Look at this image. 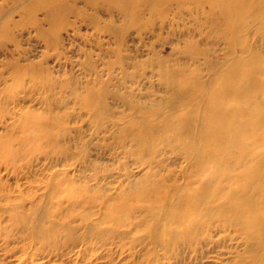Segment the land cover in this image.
Wrapping results in <instances>:
<instances>
[{"label":"rangeland","instance_id":"obj_1","mask_svg":"<svg viewBox=\"0 0 264 264\" xmlns=\"http://www.w3.org/2000/svg\"><path fill=\"white\" fill-rule=\"evenodd\" d=\"M215 7L0 0V264H264L235 228L199 229L190 247L177 243L178 225L167 228L169 211L212 167L206 104L238 66L264 79V15L249 7L231 29ZM29 114L40 123L23 126ZM8 150L19 154L8 160ZM239 152L222 167L243 171ZM51 186L86 203L50 200ZM143 186L165 197L154 213L138 201ZM16 209L28 228H14ZM47 219L55 249L35 241Z\"/></svg>","mask_w":264,"mask_h":264},{"label":"bare ground","instance_id":"obj_2","mask_svg":"<svg viewBox=\"0 0 264 264\" xmlns=\"http://www.w3.org/2000/svg\"><path fill=\"white\" fill-rule=\"evenodd\" d=\"M198 1L206 6L215 7L212 0ZM215 1L222 2L215 8L222 12L224 21L227 22V26H231V29H235L241 22L243 13L249 7L256 9V16L264 15V0L261 7L257 0ZM19 69L12 78L16 82L22 81V77L25 76L21 77L18 74ZM29 71L32 74L31 78L35 79L34 70ZM219 91L206 104L205 130L202 133L207 141L203 156L205 160L212 163L209 176L199 181L196 191L186 194L180 201L179 210H168L169 227H166L170 233L173 232L172 225H178L181 228L180 231H174L177 233V243L188 247L197 243L195 240L199 229L204 230L211 226L210 228L215 229L216 233H221L235 228L245 235L248 251L254 254L264 251V79L258 78L256 71L238 66L226 76ZM39 121H41L39 115L29 114L24 116L21 123L23 126H28ZM177 127L181 129V126ZM247 139L250 140V146L245 148L241 141ZM237 150L240 151V155L233 159V163L238 167L243 166V171L240 173H235L231 168L221 165L223 159L231 158V152ZM18 154L11 150L4 151V157L8 160H12ZM144 187L140 190L138 201L143 203L146 212L154 213V209L160 207L165 197L161 191H155L149 195ZM49 190L50 194L46 196L50 200L60 195L59 197L69 199L73 204L86 203L74 188L60 190L56 186H51ZM5 202V204L9 203L7 199ZM2 209L5 208L0 205V211ZM116 210L113 207L110 212L115 213ZM204 218L208 222L205 223ZM11 220L16 229H26L32 222L29 216L19 209L11 214ZM47 221L48 223L45 222L46 224L39 228L37 232L39 235L36 236L38 240L35 241L42 248L55 249L58 246L53 229L55 219H47ZM115 221L120 222V219L116 218Z\"/></svg>","mask_w":264,"mask_h":264}]
</instances>
